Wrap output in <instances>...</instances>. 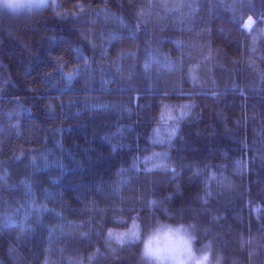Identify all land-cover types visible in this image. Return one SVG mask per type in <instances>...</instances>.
Returning a JSON list of instances; mask_svg holds the SVG:
<instances>
[{
  "label": "trees",
  "instance_id": "16d2710c",
  "mask_svg": "<svg viewBox=\"0 0 264 264\" xmlns=\"http://www.w3.org/2000/svg\"><path fill=\"white\" fill-rule=\"evenodd\" d=\"M164 209L264 264V0L0 11V264H138Z\"/></svg>",
  "mask_w": 264,
  "mask_h": 264
},
{
  "label": "clouds",
  "instance_id": "9594fccd",
  "mask_svg": "<svg viewBox=\"0 0 264 264\" xmlns=\"http://www.w3.org/2000/svg\"><path fill=\"white\" fill-rule=\"evenodd\" d=\"M50 0H0V11L13 16H31L48 9ZM160 207V202L149 201V208ZM119 245L139 246L138 264H222L223 257L212 239H202L200 226L182 215L163 210L144 225L134 218L129 230L109 234Z\"/></svg>",
  "mask_w": 264,
  "mask_h": 264
},
{
  "label": "rangeland",
  "instance_id": "374dc122",
  "mask_svg": "<svg viewBox=\"0 0 264 264\" xmlns=\"http://www.w3.org/2000/svg\"><path fill=\"white\" fill-rule=\"evenodd\" d=\"M50 2L54 3V0H50Z\"/></svg>",
  "mask_w": 264,
  "mask_h": 264
}]
</instances>
